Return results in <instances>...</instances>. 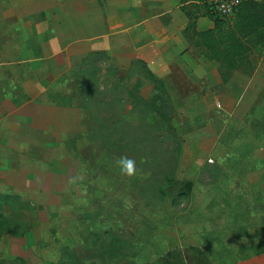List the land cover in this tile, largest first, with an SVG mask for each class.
<instances>
[{"label":"rangeland","instance_id":"obj_1","mask_svg":"<svg viewBox=\"0 0 264 264\" xmlns=\"http://www.w3.org/2000/svg\"><path fill=\"white\" fill-rule=\"evenodd\" d=\"M186 5L0 0V264H264V41Z\"/></svg>","mask_w":264,"mask_h":264},{"label":"trees","instance_id":"obj_2","mask_svg":"<svg viewBox=\"0 0 264 264\" xmlns=\"http://www.w3.org/2000/svg\"><path fill=\"white\" fill-rule=\"evenodd\" d=\"M181 3L187 4L186 6L193 5L195 13H200V16L208 17L214 23L213 29L206 32L197 34L206 37L207 43H214V37H222L226 35L227 42L231 43L235 48L241 49L244 47L243 42L252 40L254 44H263L264 41V0H243L240 4L233 25L224 32V24L226 19H221L219 16L210 12L208 7L205 5L204 0H180ZM189 5V6H190ZM201 10V11H200ZM228 23V22H227ZM223 33V34H221ZM216 43V42H215ZM218 44V43H217ZM207 57H210L206 54ZM219 60V59H218ZM233 69V68H231ZM137 98V97H135ZM140 99V98H138ZM106 251L103 249L98 250L93 256L99 257V259L104 263L103 255ZM120 254L119 250L116 255ZM112 255V254H111ZM72 259L74 257L72 256ZM202 261V262H201ZM200 264H208L206 261L199 259ZM164 264H174L173 262L165 261Z\"/></svg>","mask_w":264,"mask_h":264},{"label":"built area","instance_id":"obj_3","mask_svg":"<svg viewBox=\"0 0 264 264\" xmlns=\"http://www.w3.org/2000/svg\"><path fill=\"white\" fill-rule=\"evenodd\" d=\"M243 0H204L211 13L221 19L233 18Z\"/></svg>","mask_w":264,"mask_h":264},{"label":"clouds","instance_id":"obj_4","mask_svg":"<svg viewBox=\"0 0 264 264\" xmlns=\"http://www.w3.org/2000/svg\"><path fill=\"white\" fill-rule=\"evenodd\" d=\"M120 173L128 178L137 174L136 161L128 156H121L117 161Z\"/></svg>","mask_w":264,"mask_h":264},{"label":"crops","instance_id":"obj_5","mask_svg":"<svg viewBox=\"0 0 264 264\" xmlns=\"http://www.w3.org/2000/svg\"><path fill=\"white\" fill-rule=\"evenodd\" d=\"M204 19H206V18H203V20H204ZM206 21H208V20L206 19ZM209 22H210V21H208V22L206 23V22L202 21V19H198L196 24H197L198 26H203V25H204V26L210 27L209 25H211V24H210ZM211 23H212V22H211ZM211 27H212V26H211ZM167 40H168V39H167ZM169 40H170V39H169ZM169 42H170V41H169ZM171 47H172V46L167 45V46L165 47L166 49H164V48H160V49H159V48H158L157 50L160 51L161 54L164 52L163 55H160V56H164V55H165V56H169L170 53H171V52L169 51V49H171ZM172 50H173V49H172ZM165 52H166V53H165ZM146 63H147V65H148L149 62L146 61ZM150 69H151V68H150ZM151 70H152V69H151Z\"/></svg>","mask_w":264,"mask_h":264}]
</instances>
